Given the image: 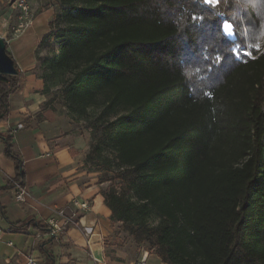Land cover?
<instances>
[{"label":"trees","instance_id":"16d2710c","mask_svg":"<svg viewBox=\"0 0 264 264\" xmlns=\"http://www.w3.org/2000/svg\"><path fill=\"white\" fill-rule=\"evenodd\" d=\"M227 3L214 11L240 21L251 52L235 63L239 38L208 24L202 0H59L42 38L57 45L38 56L42 91L59 86L72 117L88 121L84 166L109 181L111 220L167 264H264V0ZM20 84L0 73V120ZM0 139L16 169L7 187L24 186L12 135ZM53 239L41 264H55Z\"/></svg>","mask_w":264,"mask_h":264},{"label":"crops","instance_id":"0c3cea01","mask_svg":"<svg viewBox=\"0 0 264 264\" xmlns=\"http://www.w3.org/2000/svg\"><path fill=\"white\" fill-rule=\"evenodd\" d=\"M29 3L31 24L16 32L18 10L9 0L0 1V38L21 78L20 86L9 93V112L0 120V132L12 135L22 158L26 190L25 200L18 202L16 190L7 187L16 169L0 139V264H26L30 257L38 264L44 261L40 244L50 237L36 223L46 226L55 216L54 208L67 214L75 210L77 222L49 241L55 264H167L111 220L102 194L109 181L99 182L100 173L84 166L89 133L64 107L46 104L38 56L45 54L42 38L51 30L60 5L58 0ZM75 200L86 201L89 207L79 208ZM22 223L26 225L19 227Z\"/></svg>","mask_w":264,"mask_h":264},{"label":"built area","instance_id":"2783aa9c","mask_svg":"<svg viewBox=\"0 0 264 264\" xmlns=\"http://www.w3.org/2000/svg\"><path fill=\"white\" fill-rule=\"evenodd\" d=\"M1 1V0H0ZM11 4H13L14 8L18 10L17 19L18 23L14 30L17 32L19 30H23L25 27L29 26L32 21V10L30 7V0H9ZM18 127H22V124L19 123ZM12 180V179H11ZM16 193L14 195V199L18 202H23L25 200L26 190L25 187L20 185L19 183L14 181ZM74 205L79 208H88L89 205L86 201L78 202L75 200ZM53 212L55 216L48 218L47 226L49 230L46 232L49 237H53L57 239L61 232L63 231L66 225L76 224V212L73 210L70 214H67L61 208H54ZM59 218V219H57ZM26 264H38L34 258H28Z\"/></svg>","mask_w":264,"mask_h":264},{"label":"snow or ice","instance_id":"6c2138e0","mask_svg":"<svg viewBox=\"0 0 264 264\" xmlns=\"http://www.w3.org/2000/svg\"><path fill=\"white\" fill-rule=\"evenodd\" d=\"M202 4L213 6V7L205 8L203 10L213 12V19L209 20L208 24L211 25L212 23H215L216 24L215 30L219 31L221 33V35H224L223 24L225 22H228L229 27H233V25H235V27L233 28V31L231 33L227 34V35H235L239 38L238 40L231 42L232 44L236 45V47L234 49H232V51L234 53V55L232 57L233 62L234 63L239 62L241 59V55L251 56V52H248V51L242 52L241 51V49L243 47V43H244L242 34L244 32H246V29L240 27V21L238 19L234 18L233 16H227L224 13L215 12L214 7L219 4V0H202ZM226 6L231 7V5L229 3H227V0H226ZM192 19L194 22L197 20L200 21L199 24H195L196 27H204V21L207 20V17L193 15ZM252 26L253 25L251 24V22H249L248 27H252ZM255 47L258 49L259 45H255ZM224 59L225 58L222 57L221 55H217L215 57V59L211 62V65H210L208 71L211 72V68L220 65ZM207 60H208V58L205 57L206 62H207Z\"/></svg>","mask_w":264,"mask_h":264},{"label":"rangeland","instance_id":"374dc122","mask_svg":"<svg viewBox=\"0 0 264 264\" xmlns=\"http://www.w3.org/2000/svg\"><path fill=\"white\" fill-rule=\"evenodd\" d=\"M56 25H57V21L54 18L52 20V22H51V28L55 27ZM223 30H224V32L226 34L231 33V27L228 26L227 22H225L223 24ZM228 36L233 37V35H228ZM44 49H45V54L41 55L42 57L46 56V55H51L52 53L56 52L57 51V45L53 41H51V42L46 43L44 45ZM40 64H41V61L38 60L37 72H41ZM59 88H60L59 86L52 87L51 90L46 94L47 95V100H52V103L55 104L58 107H64V110H66L67 113L72 117L71 113H69L68 106H67V104H66V102L64 100V96H63V94H62V92H61V90ZM89 112L91 114V119H93L94 116L97 114V109L89 108ZM72 119L74 120V122H76L78 124V127L81 130L82 129L86 130L89 133V143H90V141L93 140L92 136H93L94 133L91 131V129L86 127L88 125V121H86L83 118H80V119L78 118L77 119V118H73L72 117ZM105 154H107L111 158L115 157V152L111 151V150H106ZM156 220H157L156 218H150V221L153 222V223L156 222ZM133 242H135V241L133 240ZM137 245H139V246L141 245L140 247L148 248V244L145 243V242H143L141 244H137ZM152 251H155V250L152 249Z\"/></svg>","mask_w":264,"mask_h":264},{"label":"water","instance_id":"95a60500","mask_svg":"<svg viewBox=\"0 0 264 264\" xmlns=\"http://www.w3.org/2000/svg\"><path fill=\"white\" fill-rule=\"evenodd\" d=\"M0 73L9 75L18 74L15 61L6 50V41L4 38H0Z\"/></svg>","mask_w":264,"mask_h":264}]
</instances>
